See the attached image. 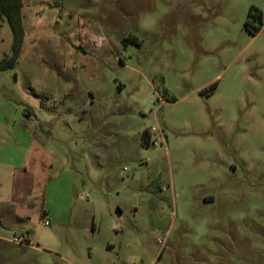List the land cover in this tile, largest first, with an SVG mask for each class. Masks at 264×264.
<instances>
[{
  "label": "rangeland",
  "instance_id": "374dc122",
  "mask_svg": "<svg viewBox=\"0 0 264 264\" xmlns=\"http://www.w3.org/2000/svg\"><path fill=\"white\" fill-rule=\"evenodd\" d=\"M22 2L0 264H264V0Z\"/></svg>",
  "mask_w": 264,
  "mask_h": 264
},
{
  "label": "trees",
  "instance_id": "16d2710c",
  "mask_svg": "<svg viewBox=\"0 0 264 264\" xmlns=\"http://www.w3.org/2000/svg\"><path fill=\"white\" fill-rule=\"evenodd\" d=\"M22 0H0V21L6 22L12 36V44L10 47V56L0 62V71L13 68L21 53L24 42L25 31L22 22ZM262 13L251 7L248 12L245 27L249 28L253 22H258L256 32L260 30L262 24ZM148 133L143 134V141L147 143Z\"/></svg>",
  "mask_w": 264,
  "mask_h": 264
},
{
  "label": "built area",
  "instance_id": "2783aa9c",
  "mask_svg": "<svg viewBox=\"0 0 264 264\" xmlns=\"http://www.w3.org/2000/svg\"><path fill=\"white\" fill-rule=\"evenodd\" d=\"M152 145H153V146H157L158 143H157L156 141H154V142H152Z\"/></svg>",
  "mask_w": 264,
  "mask_h": 264
}]
</instances>
